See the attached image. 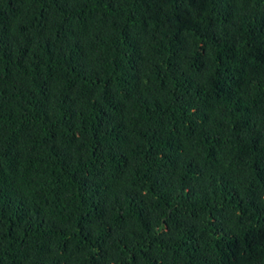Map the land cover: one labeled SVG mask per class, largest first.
I'll list each match as a JSON object with an SVG mask.
<instances>
[{
    "label": "trees",
    "instance_id": "trees-1",
    "mask_svg": "<svg viewBox=\"0 0 264 264\" xmlns=\"http://www.w3.org/2000/svg\"><path fill=\"white\" fill-rule=\"evenodd\" d=\"M0 264H264V0H0Z\"/></svg>",
    "mask_w": 264,
    "mask_h": 264
}]
</instances>
